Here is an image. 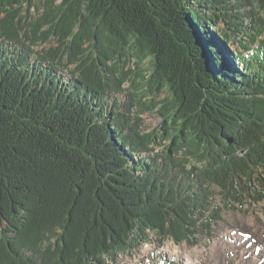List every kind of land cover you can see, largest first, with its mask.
<instances>
[{
    "label": "trees",
    "instance_id": "1",
    "mask_svg": "<svg viewBox=\"0 0 264 264\" xmlns=\"http://www.w3.org/2000/svg\"><path fill=\"white\" fill-rule=\"evenodd\" d=\"M262 201L264 0H0V264H121Z\"/></svg>",
    "mask_w": 264,
    "mask_h": 264
},
{
    "label": "rangeland",
    "instance_id": "2",
    "mask_svg": "<svg viewBox=\"0 0 264 264\" xmlns=\"http://www.w3.org/2000/svg\"><path fill=\"white\" fill-rule=\"evenodd\" d=\"M232 48L240 52L238 46ZM143 118L149 132L158 130L163 123V118L155 113L148 112ZM154 255L180 264H264V202L251 207L246 205L238 213H226L210 240L202 238L197 244L175 245L173 240L167 239L160 245L152 234L149 243L120 256L119 262L142 264Z\"/></svg>",
    "mask_w": 264,
    "mask_h": 264
},
{
    "label": "bare ground",
    "instance_id": "3",
    "mask_svg": "<svg viewBox=\"0 0 264 264\" xmlns=\"http://www.w3.org/2000/svg\"><path fill=\"white\" fill-rule=\"evenodd\" d=\"M261 243H263V241H261ZM242 262H243V260H242ZM258 264V263H257Z\"/></svg>",
    "mask_w": 264,
    "mask_h": 264
}]
</instances>
